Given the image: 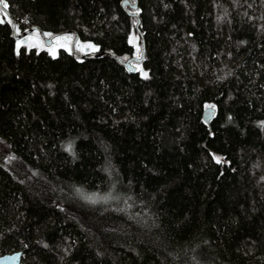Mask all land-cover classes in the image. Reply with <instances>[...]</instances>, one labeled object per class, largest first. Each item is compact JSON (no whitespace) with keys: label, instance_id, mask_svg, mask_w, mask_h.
Wrapping results in <instances>:
<instances>
[{"label":"trees","instance_id":"trees-1","mask_svg":"<svg viewBox=\"0 0 264 264\" xmlns=\"http://www.w3.org/2000/svg\"><path fill=\"white\" fill-rule=\"evenodd\" d=\"M122 1L4 0L17 33L73 31L127 59L141 42ZM138 13L131 74L109 54L16 50L0 11V255L264 264V0H138Z\"/></svg>","mask_w":264,"mask_h":264},{"label":"water","instance_id":"water-1","mask_svg":"<svg viewBox=\"0 0 264 264\" xmlns=\"http://www.w3.org/2000/svg\"><path fill=\"white\" fill-rule=\"evenodd\" d=\"M121 8L127 14L128 17L135 20L134 30L137 33L139 40L141 42V47H140V49L138 48L137 55L130 57V58H127L125 60H122V59L114 56L109 51H102V52L96 53L95 50H92V51H89L83 55H76L74 52V46L79 39H78L77 34L73 31H63V32H59V33H55V34H51V35L47 36L38 26L33 25L30 28H28L27 30H24L21 33H17L16 29H15V23H14L13 18L7 13L6 9H4L2 6H0V10L7 16L8 20L11 23V36L15 42L19 41V42L24 43L26 40V37L29 34H31L32 32L36 31V32H38L40 38L43 40L44 45L46 47H49L55 37H58L60 35L70 34L73 36L70 53L76 59H78V60L97 59V58L103 56L104 54H109V55L113 56L117 60V62L126 69L127 72L132 74L138 70V67L142 63V61L144 59V54H145V43H144L142 33L139 29L140 17H139V13H138V0H132V1L131 0H123L121 2ZM214 114H215V109L213 107H208L202 112V120L205 123H209L211 121V119L214 117ZM21 258H22V252L21 251H15L12 253L2 254V255H0V264H20Z\"/></svg>","mask_w":264,"mask_h":264},{"label":"rangeland","instance_id":"rangeland-1","mask_svg":"<svg viewBox=\"0 0 264 264\" xmlns=\"http://www.w3.org/2000/svg\"><path fill=\"white\" fill-rule=\"evenodd\" d=\"M72 38H73L72 35H60L53 39L49 47H46L44 45L43 40L40 38L38 32L34 31L26 37L24 43L17 41L15 43V49L18 50L21 46H24L26 49L33 48L36 50H45L48 52L50 56L54 57L58 54L59 50H64L65 52L70 53ZM129 41L136 48V50H138L139 47L136 37L132 35ZM92 50H95V52L97 51L95 46H93L89 42H85L81 40H78L74 46V52L76 55H83ZM136 55L137 53L135 54V56ZM137 71H141L140 67H138ZM142 75H144V72H142ZM10 150H11L10 143L5 138L0 137V162L6 160L7 158H9L10 155H12ZM215 159H217V156H215Z\"/></svg>","mask_w":264,"mask_h":264},{"label":"snow or ice","instance_id":"snow-or-ice-1","mask_svg":"<svg viewBox=\"0 0 264 264\" xmlns=\"http://www.w3.org/2000/svg\"><path fill=\"white\" fill-rule=\"evenodd\" d=\"M0 6H2L4 9H6L8 7L7 3L4 2V0H0ZM0 22H2V21H0ZM57 39H59V38H57ZM144 76H145V78H147V73H144ZM219 162H220V160H219V158H217V163H219ZM93 202H95V201H93Z\"/></svg>","mask_w":264,"mask_h":264},{"label":"bare ground","instance_id":"bare-ground-1","mask_svg":"<svg viewBox=\"0 0 264 264\" xmlns=\"http://www.w3.org/2000/svg\"><path fill=\"white\" fill-rule=\"evenodd\" d=\"M68 35H70V34H68ZM96 53H98V52H96ZM121 59V58H120ZM122 60H125V59H122Z\"/></svg>","mask_w":264,"mask_h":264},{"label":"flooded vegetation","instance_id":"flooded-vegetation-1","mask_svg":"<svg viewBox=\"0 0 264 264\" xmlns=\"http://www.w3.org/2000/svg\"><path fill=\"white\" fill-rule=\"evenodd\" d=\"M1 11V10H0ZM2 12V11H1Z\"/></svg>","mask_w":264,"mask_h":264}]
</instances>
